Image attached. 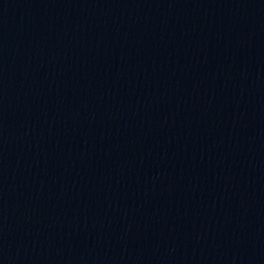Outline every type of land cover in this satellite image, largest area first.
I'll return each instance as SVG.
<instances>
[{
    "label": "water",
    "instance_id": "water-1",
    "mask_svg": "<svg viewBox=\"0 0 264 264\" xmlns=\"http://www.w3.org/2000/svg\"><path fill=\"white\" fill-rule=\"evenodd\" d=\"M122 264H264V99L189 195Z\"/></svg>",
    "mask_w": 264,
    "mask_h": 264
}]
</instances>
